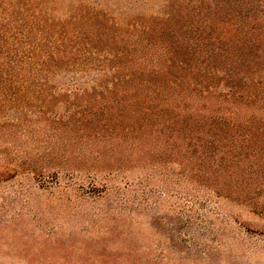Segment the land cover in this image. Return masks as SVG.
<instances>
[{
  "label": "trees",
  "instance_id": "obj_1",
  "mask_svg": "<svg viewBox=\"0 0 264 264\" xmlns=\"http://www.w3.org/2000/svg\"><path fill=\"white\" fill-rule=\"evenodd\" d=\"M112 1L0 0V184L106 197L109 230L136 155L145 205L156 177L178 199L148 227L168 220L169 253L209 256L228 220L249 229L234 208L264 218V0Z\"/></svg>",
  "mask_w": 264,
  "mask_h": 264
},
{
  "label": "rangeland",
  "instance_id": "obj_2",
  "mask_svg": "<svg viewBox=\"0 0 264 264\" xmlns=\"http://www.w3.org/2000/svg\"><path fill=\"white\" fill-rule=\"evenodd\" d=\"M111 4L116 11H145L139 0ZM135 158L116 177L118 186H129V201L125 209H116L122 213L121 227L109 230L96 221L108 208L106 197L75 207L40 189L18 197L19 178L0 184V264H264V218L239 208L233 211L249 229L228 220L223 234L211 242L209 256L192 251L190 259L169 253L168 220L159 224L162 237L147 222L156 214L175 215V188L158 193L160 182L151 179L147 188L153 197L145 205V163L137 164ZM161 246L164 253L159 255Z\"/></svg>",
  "mask_w": 264,
  "mask_h": 264
}]
</instances>
